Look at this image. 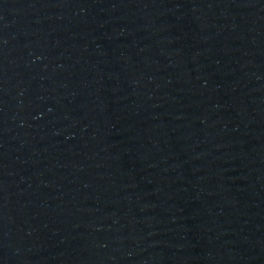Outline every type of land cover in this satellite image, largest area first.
Wrapping results in <instances>:
<instances>
[{"label":"water","instance_id":"1","mask_svg":"<svg viewBox=\"0 0 264 264\" xmlns=\"http://www.w3.org/2000/svg\"><path fill=\"white\" fill-rule=\"evenodd\" d=\"M0 264H264V0H0Z\"/></svg>","mask_w":264,"mask_h":264}]
</instances>
